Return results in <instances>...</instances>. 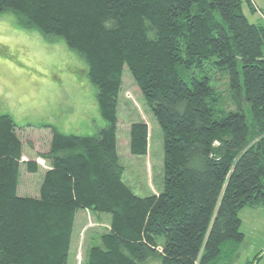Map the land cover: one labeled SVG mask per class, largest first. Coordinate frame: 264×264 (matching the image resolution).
<instances>
[{
  "label": "trees",
  "instance_id": "16d2710c",
  "mask_svg": "<svg viewBox=\"0 0 264 264\" xmlns=\"http://www.w3.org/2000/svg\"><path fill=\"white\" fill-rule=\"evenodd\" d=\"M241 3L0 0V13L85 58L105 120L91 135L48 125L39 193L22 196L21 164L28 172L39 164L22 159L17 124L0 114V264H68L78 210L110 216L84 264L232 261L244 237L239 210L264 205V22H250ZM125 67L162 132V187L145 196L124 177L117 151ZM148 140L147 123L131 121L130 153L146 155Z\"/></svg>",
  "mask_w": 264,
  "mask_h": 264
},
{
  "label": "rangeland",
  "instance_id": "374dc122",
  "mask_svg": "<svg viewBox=\"0 0 264 264\" xmlns=\"http://www.w3.org/2000/svg\"><path fill=\"white\" fill-rule=\"evenodd\" d=\"M250 1L256 9L242 0L243 14L250 22H262L258 7L263 8V0ZM87 71L85 58L69 48L63 39L21 26L10 11L0 13V114H10L17 124V133L23 142L22 159L36 158L39 164L37 172H28L25 164H21L19 195L39 193L48 163L37 153L50 146L52 132L48 125L64 133L80 135L97 133L105 125L97 103V89ZM215 76L224 105L231 108L226 77ZM117 110V151L125 167L124 177L136 194H151L159 185L162 187V132L126 67ZM138 119L144 120L149 130L146 155H133L129 151L130 122ZM238 215L244 237L228 264H246L253 260V264H264V205H246ZM109 218V214L76 212L68 264H84L87 249L98 243ZM147 264H159V261L151 259Z\"/></svg>",
  "mask_w": 264,
  "mask_h": 264
},
{
  "label": "built area",
  "instance_id": "2783aa9c",
  "mask_svg": "<svg viewBox=\"0 0 264 264\" xmlns=\"http://www.w3.org/2000/svg\"><path fill=\"white\" fill-rule=\"evenodd\" d=\"M260 15H261V18H262V20L264 22V11L260 12Z\"/></svg>",
  "mask_w": 264,
  "mask_h": 264
},
{
  "label": "crops",
  "instance_id": "0c3cea01",
  "mask_svg": "<svg viewBox=\"0 0 264 264\" xmlns=\"http://www.w3.org/2000/svg\"><path fill=\"white\" fill-rule=\"evenodd\" d=\"M107 226V225H106Z\"/></svg>",
  "mask_w": 264,
  "mask_h": 264
}]
</instances>
